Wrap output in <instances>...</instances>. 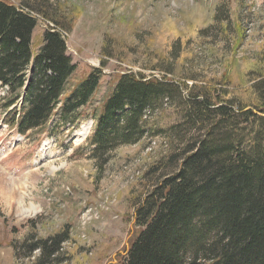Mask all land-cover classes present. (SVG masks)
Returning a JSON list of instances; mask_svg holds the SVG:
<instances>
[{
  "label": "trees",
  "instance_id": "trees-1",
  "mask_svg": "<svg viewBox=\"0 0 264 264\" xmlns=\"http://www.w3.org/2000/svg\"><path fill=\"white\" fill-rule=\"evenodd\" d=\"M49 22L54 26L33 55L32 11L0 0L3 108L18 104L4 121L20 135L54 119L68 130L77 127L103 77L101 67L92 68L70 86L76 66L61 26ZM235 66L191 85L177 76L175 64L171 78L128 71L98 107L88 109L96 122L88 159L100 167L120 147L152 146L157 138L176 146L165 164L170 172L159 170V162L148 167L158 181L135 206L137 232L118 264H264V67L239 73ZM163 110L173 111L165 127L155 123ZM67 241L64 229L37 240L29 253L39 250L40 263H52Z\"/></svg>",
  "mask_w": 264,
  "mask_h": 264
},
{
  "label": "rangeland",
  "instance_id": "rangeland-1",
  "mask_svg": "<svg viewBox=\"0 0 264 264\" xmlns=\"http://www.w3.org/2000/svg\"><path fill=\"white\" fill-rule=\"evenodd\" d=\"M4 1L35 16L33 55L54 26L49 20L58 22L76 66L70 86L92 68L101 67L103 77L77 127L68 130L54 119L25 135L6 125L5 114L18 104L5 111L0 87V264H41V252L29 253V246L64 229L69 241L55 262L42 264H118L137 232L135 206L158 181L148 167L159 162V170L170 172L165 164L176 146L157 138L153 147L145 141L120 147L100 167L88 159L96 125L88 109L128 71L171 78L175 64L191 85L215 80L234 64L239 73L264 67V0ZM172 112L157 113L156 125L165 127Z\"/></svg>",
  "mask_w": 264,
  "mask_h": 264
}]
</instances>
